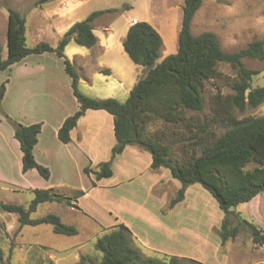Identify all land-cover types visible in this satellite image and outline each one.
Wrapping results in <instances>:
<instances>
[{"label": "trees", "instance_id": "1", "mask_svg": "<svg viewBox=\"0 0 264 264\" xmlns=\"http://www.w3.org/2000/svg\"><path fill=\"white\" fill-rule=\"evenodd\" d=\"M48 1L36 0L34 5ZM201 3L202 0H183L177 48L160 61V33L146 20L128 26L122 47L128 58L143 68V72L124 101L112 97L95 98L83 93L79 89V75L64 54V48L69 43L86 48L95 46L98 38L93 32V20L105 11L116 9L90 12L85 18L71 24L55 45L41 40L27 46L25 16L13 8H7L6 55L4 58L0 55V71L9 69L13 63L29 54H56L62 59L65 72L70 77L72 93L78 105V109L67 116L58 128V139L63 143L70 142L71 131L89 109L104 111L112 117L114 143L111 160L100 163L95 170L84 167L85 173H92V186H95L96 180L112 176V159L126 146H134L149 153L151 170L166 168L170 176L180 183L175 195L166 204L168 209L184 199L186 187L199 183L215 198L223 213L219 230L221 241L235 237L239 227L245 226L252 242L264 246L263 229L235 211L240 203H247L264 191V116L237 118L233 113L234 109L241 112L264 102V86L251 85L252 77L257 72L247 68L242 61L243 58L264 60V43L256 39L238 50L225 51L214 32L192 34L190 24ZM220 63L235 70L236 76L229 82L232 93L214 100L212 115L200 120L195 113L204 106L203 85L211 78L222 79L221 72L217 70ZM101 72L108 73L109 70L102 69ZM6 82L7 79L0 84V100ZM0 112L12 126L13 135L19 142L21 171L36 169L41 177L48 179L49 169L37 163L33 154L41 124L24 125L1 107ZM177 127L184 130L181 138L174 137L181 131L176 130ZM215 128H223V131L214 136ZM177 142L180 143L179 151L178 155H174ZM248 164L253 166L247 167ZM32 192L33 198L27 206L0 201V210L17 215L18 227L14 234L24 225L42 223L50 224L54 233L66 236L77 234V228L64 223L56 213L37 218L30 215L38 204L45 201L61 202L80 209L76 201L84 194L83 190H73L70 196L55 188H35ZM228 215L236 218V225L230 226ZM132 240L128 226L118 223L94 242L98 255L82 254L76 264H180L185 260L189 264H207L194 258L166 253L161 258L143 256L132 245ZM10 258L11 251L4 258L0 248V264H9ZM49 264L53 262L49 260Z\"/></svg>", "mask_w": 264, "mask_h": 264}, {"label": "rangeland", "instance_id": "2", "mask_svg": "<svg viewBox=\"0 0 264 264\" xmlns=\"http://www.w3.org/2000/svg\"><path fill=\"white\" fill-rule=\"evenodd\" d=\"M35 1L0 0L1 57L4 58L6 55L7 8H13L25 16L27 46L34 45L37 37L46 38L47 40L45 41L55 45L62 35L60 30L63 24L59 19L60 14L65 11L64 7L81 6V10L85 15L95 10L116 9L115 11L103 12L92 22L93 32L100 38L104 36L107 30H111L109 37L113 41V49L106 54H101V52L96 50L100 59L108 60L114 56L119 58L117 39L123 35L124 27L130 26L133 18L137 22L140 20L148 21L160 33L162 45L158 59L174 53L177 48L183 0H50L39 6L34 5ZM37 31L39 34H36ZM190 31L194 35L203 31L214 32L219 38L222 49L225 51L238 50L256 39H260L264 43V0H202L200 7L192 18ZM120 50L123 54L122 59L131 66L130 70L133 73L131 75L130 72V81L131 85H133L138 77L136 75L142 73L143 68L134 64L128 58L122 46ZM119 61H121V58H119ZM242 61L247 68L257 72L252 77V87L264 86V60L243 58ZM217 70L221 72L222 79L211 78L203 85L204 106L201 111L195 113L200 120L208 119L212 115L211 106L214 100L232 93L229 82L231 78L236 76L235 70L229 65L222 63L217 65ZM4 72L0 71V84L5 80L2 78ZM233 113L237 118L264 116V102L254 108L247 107L241 112L234 109ZM0 115H2V119L4 118L7 121L4 114L0 112ZM177 129L181 131L174 137L181 138L184 130L179 127ZM222 131L223 128H215L213 134L218 136ZM179 144L177 142L174 145V155H178ZM115 158L111 162V169L116 170L115 178L111 183L110 181L101 183L96 190L98 205L97 209H92V217L83 212L71 215L69 218L64 216L65 219H70L80 226L81 234L77 237L78 239L54 233L52 226L48 223L24 225V232L22 237L20 236L22 248L21 250H14L9 264H49L48 256L60 258L56 264H76L75 254L79 252L77 241H81L79 244L82 243V249L86 253L97 252L99 254L94 249V242L109 228L101 231V225L93 217L98 218L100 223L108 224L113 219L108 215V211L118 215L129 226L132 225L135 231L143 237L142 239H147L149 242L159 241L161 238L158 240L155 229L144 227L139 221L144 210L145 212L147 210L153 213V215L156 213L155 215L158 217H164L162 231L168 239L165 241L166 247H162L171 251L170 253L200 259L207 264H264V246L252 242L250 232L245 226L239 227L235 237L221 241L219 230L223 213L219 209L215 198L199 183L190 186L182 202L176 203L173 206L175 207L174 209L172 207V210H174L172 212L166 207V204L175 195L176 187H179L180 183L169 176V171L166 168L157 169L158 173L163 174V176L166 173V177L164 176V181L160 184L159 189H153L154 193L150 195L151 193L149 192L146 194L145 187H143L147 183V175L141 179L137 177L139 171H141V175L145 174L144 166H140L141 168L139 167V169L141 170H137L136 173L135 170L131 171L129 175L133 176V178L128 180L122 176L123 163H117ZM110 160L111 148L107 156H103L99 160H92L93 162L88 160L84 167L87 166L95 170L98 169L100 163ZM252 166L253 164L247 165V167ZM16 173V171L12 172V181L8 184L0 181V201L27 206L33 198V188H30L29 180L22 178L26 184L24 186L23 180ZM82 173V181L86 182V177L91 182L90 176L92 173L88 175L84 172V168ZM167 176L170 179H166ZM40 178L46 180L41 176ZM71 178L76 184L82 183L78 175L72 174ZM14 187H17V189H14ZM67 195H70L69 192ZM263 196L261 194V199L253 200L247 205L246 203H240L237 206L239 208L236 207L241 211L239 212L240 216L258 226H263ZM154 198L158 201L154 200ZM88 200L84 199L85 202L89 203ZM84 205L86 204L84 203ZM60 209L58 204L46 201L38 204L36 210L30 216L37 218L48 213L58 214L57 212ZM171 214L174 217L173 221ZM16 217L15 213L0 210V248L4 258L9 253L12 238L15 236L13 230L17 225ZM228 219L230 226L236 225L237 220L233 215H228ZM75 224L72 225L76 226ZM159 225L161 226L162 223ZM262 232L264 234V229ZM133 237L135 239L132 234V239ZM134 239L132 240V245L138 248L143 256L163 257L162 252L152 251L148 247L140 246ZM40 242L48 245V248H40L38 245ZM180 264H189V261H181Z\"/></svg>", "mask_w": 264, "mask_h": 264}, {"label": "crops", "instance_id": "3", "mask_svg": "<svg viewBox=\"0 0 264 264\" xmlns=\"http://www.w3.org/2000/svg\"><path fill=\"white\" fill-rule=\"evenodd\" d=\"M64 10L65 11L60 14L59 19L63 24L60 30L62 34L75 21H79L89 14L85 15L81 10V6H65ZM127 28L128 26L124 27L123 35L119 36L117 39V45L119 47L118 54L121 61H119L118 56H114L108 60L100 59V57L97 56L98 51L101 52V54H106L113 49V41L109 37L111 30H107L101 38L97 36L98 42L92 48H86L73 43H69L65 46L64 54L71 61L79 75V89L83 93L95 98L112 97L119 101H124L127 98L129 90L132 87L130 72L131 75L133 72L130 70L131 66L129 63H126V61L122 59L123 54L120 50ZM38 31L36 34H39ZM41 40L45 41L47 39L37 37L35 42L37 43ZM160 60L161 59H158V61ZM102 69H108L109 72L103 73L101 72ZM4 71L2 78L3 80L7 79L8 82L5 85L4 94L0 100L1 108L9 116L24 125L36 122L41 124L38 139L33 148V154L37 163L49 169L50 175L48 179L42 180L36 169H30L26 172L21 171L22 152L19 147V142L14 137L11 126L4 118L2 119V115H0V181L8 184L12 181V172L16 171L19 178L21 177V179L25 178V180H29V186L33 189L55 188L65 195H67L68 192L70 195H73V190L81 189L84 191V194L78 197L76 201L80 209L67 206L61 202H48L60 206L61 209L57 213L66 224L72 225L75 223L70 219H65L64 216H68L69 218L71 215L83 212L92 217V209H97L98 205V198L95 194L96 190L103 182L107 183L110 181L111 183L115 178L116 170H112V176L96 180L95 186H92L91 182L88 178L86 179V177V182L82 181V172L88 160L93 162L94 160H99L103 156H107L112 147L114 137L112 133L111 115L100 110H87L78 120L76 127L71 131L70 142L63 143L58 139V128L67 116L73 114L78 109V105L72 93L70 77L65 72L62 59L52 52L29 54L20 61L13 63L9 69ZM150 160L149 153L130 145L126 146L115 158L117 163H123V168L121 169L122 176L128 180L133 178V176L129 175L131 171L135 170L136 173L137 170H141L139 169L140 166H144L145 174L141 175V171H139L137 177L141 179L147 175V183L143 185V187H145L146 194L149 192L151 193L150 195H152V193H154L153 189H159L160 184L164 181V176L166 177V173H164L163 176V174L158 173L157 169L151 170L149 167ZM12 166L15 167L12 168ZM135 167L137 168L134 169ZM72 174L78 175L82 183H74L72 181L73 178H71ZM169 176H167L166 179H170ZM90 178L92 179V174ZM23 184L26 186L24 180ZM190 186L191 185L186 187L185 194L188 192ZM14 189H17V187H14ZM177 189L178 187H176V190ZM261 194L264 195V191L255 195L246 205L253 200L261 199ZM84 199H89V203L85 202ZM154 200H156V198H154ZM262 200L264 201V196ZM84 203L86 205H84ZM174 208L175 207H173V209ZM237 208H235V211L241 212ZM170 210H172V208ZM173 211L174 210H172V212ZM155 214L156 213L153 215V213L147 210L145 212L144 210L141 213V220H139L144 227L155 229L154 231L158 240L161 238L159 241L155 242L142 239L143 237L135 231L132 225L129 226L125 220L120 219V217L115 215L112 211H108V215L113 219L110 223H105L106 225L103 222L100 223L98 218H93L101 225V231H105L103 228H111L122 222L128 226L133 236H135V239L134 237L133 239L137 241L140 246L148 247L152 251L156 250L162 253L175 255V253H170L171 251L165 249V241L168 237L164 236V232L162 231L164 217H158ZM171 217L173 221V214H171ZM160 223H162L161 226L159 225ZM17 227L18 220L13 231H15ZM75 227L78 232L71 236L78 239L77 237L81 234V228L78 225ZM259 227L264 229V224ZM23 232L24 227L22 226L12 238L11 247L9 249V251H11V257L14 250H21L22 248L20 236L22 237ZM80 242L81 241H77L76 243L79 249V252L75 254V260L77 261L80 255L89 254L82 249V243L79 244ZM38 245L40 248H48V245L41 242ZM92 254L98 255L97 252L91 253V255ZM47 259L51 260L53 264H56L57 261L60 260V258H51L50 256H48ZM196 260L204 262L200 259Z\"/></svg>", "mask_w": 264, "mask_h": 264}, {"label": "built area", "instance_id": "4", "mask_svg": "<svg viewBox=\"0 0 264 264\" xmlns=\"http://www.w3.org/2000/svg\"><path fill=\"white\" fill-rule=\"evenodd\" d=\"M137 22V20L135 19V18H133L132 20H131V22H130V25L131 24H134V23H136Z\"/></svg>", "mask_w": 264, "mask_h": 264}]
</instances>
